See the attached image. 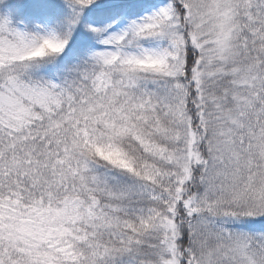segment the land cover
I'll list each match as a JSON object with an SVG mask.
<instances>
[{
    "label": "snow or ice",
    "instance_id": "1",
    "mask_svg": "<svg viewBox=\"0 0 264 264\" xmlns=\"http://www.w3.org/2000/svg\"><path fill=\"white\" fill-rule=\"evenodd\" d=\"M0 264H264V0H0Z\"/></svg>",
    "mask_w": 264,
    "mask_h": 264
}]
</instances>
